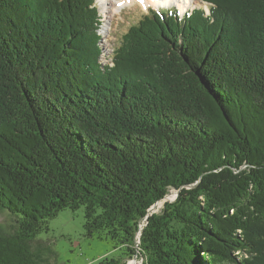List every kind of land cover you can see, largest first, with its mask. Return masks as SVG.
I'll return each mask as SVG.
<instances>
[{
	"label": "trees",
	"instance_id": "1",
	"mask_svg": "<svg viewBox=\"0 0 264 264\" xmlns=\"http://www.w3.org/2000/svg\"><path fill=\"white\" fill-rule=\"evenodd\" d=\"M202 1L141 11L103 64L96 0H0L17 217L0 264H46L32 241L81 207L85 235L122 250L101 264H264V0Z\"/></svg>",
	"mask_w": 264,
	"mask_h": 264
},
{
	"label": "rangeland",
	"instance_id": "2",
	"mask_svg": "<svg viewBox=\"0 0 264 264\" xmlns=\"http://www.w3.org/2000/svg\"><path fill=\"white\" fill-rule=\"evenodd\" d=\"M191 2L189 7L205 6L207 3L202 0H187ZM102 2V3H101ZM187 2V3H188ZM186 3V4H187ZM99 12L107 7L105 0H96ZM112 7V6H111ZM110 8V10L114 7ZM156 10L167 9V7H154ZM175 7V6H173ZM188 8V7H187ZM108 10V8H106ZM115 9V8H114ZM141 4L126 6L111 19L101 12L102 23L99 33L102 36L101 47L103 54L101 61L103 64H112V53L114 47L120 42L121 37L128 30L130 23L136 21L141 11H148ZM109 15V13H107ZM111 14V13H110ZM108 24V25H107ZM108 28V29H107ZM178 190L171 189L167 196L158 201L156 208L150 212H159L167 201L173 202L177 199ZM17 217L8 209H0V228L5 232H13L17 224ZM85 215L84 208L61 210L56 216L49 220V229L38 233L32 241L33 250L39 253L46 264H101L106 257H121L122 250L115 248L114 245L105 239L90 237L85 235ZM144 258L135 255L131 259H126V264H142Z\"/></svg>",
	"mask_w": 264,
	"mask_h": 264
},
{
	"label": "bare ground",
	"instance_id": "3",
	"mask_svg": "<svg viewBox=\"0 0 264 264\" xmlns=\"http://www.w3.org/2000/svg\"><path fill=\"white\" fill-rule=\"evenodd\" d=\"M187 2H188L187 0H143V2H141V0H105V3L107 5L106 8H108V10L105 8L104 13L106 14L105 16L111 19L112 17H115L116 14L120 12V10L123 9L124 7L139 3L144 8H148L152 5L154 7H163L166 4H176L182 9V11H184L189 6L188 4L191 3V2L188 3ZM109 6L110 7L112 6L115 9L111 7L112 9L110 10ZM101 12L103 13V11ZM107 13H109V15Z\"/></svg>",
	"mask_w": 264,
	"mask_h": 264
},
{
	"label": "water",
	"instance_id": "4",
	"mask_svg": "<svg viewBox=\"0 0 264 264\" xmlns=\"http://www.w3.org/2000/svg\"><path fill=\"white\" fill-rule=\"evenodd\" d=\"M179 192H180V191L177 192L178 195H179ZM166 196H167V195H166ZM166 196H165V197H166ZM156 205H157V204H154L153 207H152L150 210L153 211V210L156 208ZM128 264H129V263H128Z\"/></svg>",
	"mask_w": 264,
	"mask_h": 264
},
{
	"label": "snow or ice",
	"instance_id": "5",
	"mask_svg": "<svg viewBox=\"0 0 264 264\" xmlns=\"http://www.w3.org/2000/svg\"><path fill=\"white\" fill-rule=\"evenodd\" d=\"M141 2H143V0H141Z\"/></svg>",
	"mask_w": 264,
	"mask_h": 264
}]
</instances>
